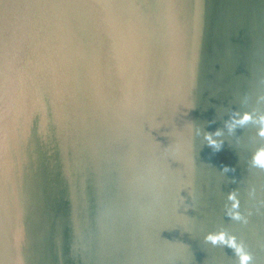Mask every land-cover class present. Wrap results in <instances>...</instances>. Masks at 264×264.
<instances>
[{
  "label": "water",
  "instance_id": "95a60500",
  "mask_svg": "<svg viewBox=\"0 0 264 264\" xmlns=\"http://www.w3.org/2000/svg\"><path fill=\"white\" fill-rule=\"evenodd\" d=\"M261 115L264 0H0V264H264Z\"/></svg>",
  "mask_w": 264,
  "mask_h": 264
},
{
  "label": "clouds",
  "instance_id": "9594fccd",
  "mask_svg": "<svg viewBox=\"0 0 264 264\" xmlns=\"http://www.w3.org/2000/svg\"><path fill=\"white\" fill-rule=\"evenodd\" d=\"M252 119L253 117L251 116V114L246 112L238 120L235 121V124L243 126ZM259 124L260 127L258 129V135L264 137V115H261L259 117ZM232 127H234V125ZM217 134L219 133L217 132ZM206 138L209 139V142L213 145V147L217 146L215 142L211 140L210 134L206 135ZM251 165L254 168L264 170V147L258 148L252 154ZM228 170L229 169L225 168V171ZM232 170L234 171V169ZM253 192L254 189L249 190V195L251 196ZM228 199L231 201V206L227 212V215H229L232 220L246 224L247 217L239 211L240 202L235 191L229 192ZM205 240L212 243L213 245H226L228 248L232 249L233 253L238 259V264H251L253 260L252 254L247 250L245 244L242 241L238 240L232 233L225 232L224 230L211 232L206 234Z\"/></svg>",
  "mask_w": 264,
  "mask_h": 264
}]
</instances>
